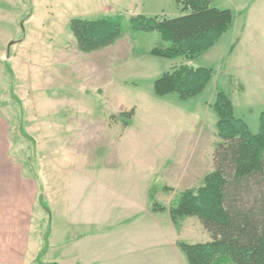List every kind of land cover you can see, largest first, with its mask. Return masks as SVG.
<instances>
[{
  "label": "rangeland",
  "instance_id": "1",
  "mask_svg": "<svg viewBox=\"0 0 264 264\" xmlns=\"http://www.w3.org/2000/svg\"><path fill=\"white\" fill-rule=\"evenodd\" d=\"M263 5L264 0H214L213 8L231 11L230 30L193 60H168L149 54L168 46L160 34L133 32L130 20L187 14L176 0H0V116L7 124L9 158L50 188L45 201L50 210L58 185L69 184L67 169L109 163L133 165L135 170L152 165V202L174 207L186 190L183 180L169 173L172 165H189L193 157L188 149L183 151L186 136L198 140L208 135L211 140L195 153L192 190L201 186V172L212 171L220 140L215 135L217 116L205 109L218 91L228 96L235 117L252 135L259 131L264 111ZM74 19L115 20L121 36L114 45L84 54L69 29ZM197 68L212 72L203 93L187 101L175 93L155 96L157 79ZM153 173L158 174L155 179ZM35 211L42 215L40 237L45 243L51 227L65 224L40 204ZM197 223L200 230L196 225L183 243L210 242ZM183 257L182 264H187ZM213 264L232 263L223 259Z\"/></svg>",
  "mask_w": 264,
  "mask_h": 264
},
{
  "label": "crops",
  "instance_id": "2",
  "mask_svg": "<svg viewBox=\"0 0 264 264\" xmlns=\"http://www.w3.org/2000/svg\"><path fill=\"white\" fill-rule=\"evenodd\" d=\"M212 103L205 109L207 113ZM7 131L0 116V264H38L41 257L44 264H182L184 257L177 244L196 225L200 230L199 220L187 217L174 225L168 213L171 204L162 206L164 211L153 210L148 171L152 165H139L136 170L133 165L111 163L69 168V184L58 185L53 192L55 208L50 210L45 202L50 188L9 158ZM202 137L206 139L202 141ZM206 141L211 145L208 135L198 140L188 135L181 141L183 151L188 149L193 157L189 165H172L169 174L183 180V190L192 189L198 166L195 153ZM205 175L200 173V183ZM172 191L169 194L174 195ZM41 196L49 214H59L65 224L51 227L45 243L40 237L42 215L35 211Z\"/></svg>",
  "mask_w": 264,
  "mask_h": 264
},
{
  "label": "trees",
  "instance_id": "3",
  "mask_svg": "<svg viewBox=\"0 0 264 264\" xmlns=\"http://www.w3.org/2000/svg\"><path fill=\"white\" fill-rule=\"evenodd\" d=\"M213 1L176 0L181 12L187 14L175 19L136 16L130 20L131 30L159 33L168 43L165 48L152 49L151 56L193 60L213 48L233 24L231 11L213 8ZM69 29L84 54L114 45L121 36L120 24L109 19H74ZM211 75L206 68L178 70L157 79L154 94L162 98L175 93L179 100L187 101L203 93ZM210 107L217 116L220 140L213 153L212 171L204 176L199 188L181 192L176 205L168 209L174 225L196 217L210 242H181L177 246L187 264H213L223 259L232 264H264V111L259 131L252 135L235 117L233 104L223 91L216 93ZM39 203L48 210L42 196ZM152 207L165 210L156 203ZM38 264L44 263L39 259Z\"/></svg>",
  "mask_w": 264,
  "mask_h": 264
}]
</instances>
